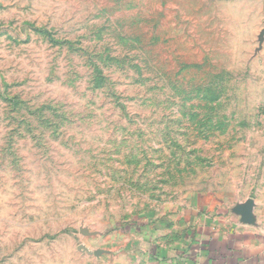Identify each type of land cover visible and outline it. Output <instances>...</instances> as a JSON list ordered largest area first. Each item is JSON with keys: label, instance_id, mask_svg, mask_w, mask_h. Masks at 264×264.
<instances>
[{"label": "rangeland", "instance_id": "1", "mask_svg": "<svg viewBox=\"0 0 264 264\" xmlns=\"http://www.w3.org/2000/svg\"><path fill=\"white\" fill-rule=\"evenodd\" d=\"M255 206L264 0H0V264H178Z\"/></svg>", "mask_w": 264, "mask_h": 264}, {"label": "crops", "instance_id": "2", "mask_svg": "<svg viewBox=\"0 0 264 264\" xmlns=\"http://www.w3.org/2000/svg\"><path fill=\"white\" fill-rule=\"evenodd\" d=\"M242 221L232 217L219 228H205L192 253L185 254L178 264H264V206L243 210ZM252 212V215L249 212ZM168 256L161 263L173 264Z\"/></svg>", "mask_w": 264, "mask_h": 264}]
</instances>
